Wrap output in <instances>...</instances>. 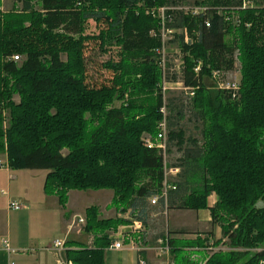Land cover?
Returning a JSON list of instances; mask_svg holds the SVG:
<instances>
[{
	"label": "trees",
	"instance_id": "trees-1",
	"mask_svg": "<svg viewBox=\"0 0 264 264\" xmlns=\"http://www.w3.org/2000/svg\"><path fill=\"white\" fill-rule=\"evenodd\" d=\"M252 2L244 9L243 0H196L204 13L174 12L168 24L186 29L190 39L186 45L181 34L176 42L184 54V85L196 90L189 108L201 123V140L186 138L178 126L185 107L176 97L166 98L167 154L175 145L182 156L172 165L180 169L172 183L176 190L169 191L167 201L161 197L158 206L207 210L222 234L215 240L170 232L172 264L264 262V0ZM178 4L16 0L4 12L0 0V154L6 153L8 168L47 171L44 192L63 208L70 192L111 191L113 205L146 226L150 200L161 196L165 182L163 151L146 146V139L155 140L161 132L165 104L162 25L151 12ZM91 20L106 24L97 37L85 35ZM91 41L103 52L118 49L119 60L104 64L113 74L109 85L89 83ZM237 57L239 90L210 86L211 70H234ZM200 62L198 76L194 69ZM213 195L217 202L209 207ZM85 217L92 246L72 251V262L106 264L113 234L129 221L101 219L98 207L88 208ZM188 234L195 238H177Z\"/></svg>",
	"mask_w": 264,
	"mask_h": 264
},
{
	"label": "crops",
	"instance_id": "crops-1",
	"mask_svg": "<svg viewBox=\"0 0 264 264\" xmlns=\"http://www.w3.org/2000/svg\"><path fill=\"white\" fill-rule=\"evenodd\" d=\"M3 154H0L2 157ZM0 157V167H5V164H2ZM6 167L8 166V159L6 156ZM0 168V172L7 174L11 184H18V190L14 191L11 189L10 192H7V195H2L7 199L8 202H18L21 203L23 209L19 211L7 210V224L4 231L5 238L0 239V264H68L72 262V251L79 250L84 245L92 246V235L87 234L83 229L81 232L70 231V227L74 217H85L86 210L90 207H98L100 210L101 219H111V218H123L129 221L128 225L121 226L117 233L112 236L113 242L114 238L118 234H125L124 237L127 239V244L123 251H114L111 252L118 253L119 264H135L134 258L135 255L144 259L146 264H164V260L167 257L166 254L162 253V250L166 247H169L168 241L171 239L170 232L175 231H188L191 233L202 232L204 226H212L216 240L221 238V230L218 226H213L211 219L209 217V211H192L195 213L196 223L192 225L193 227L186 226H171L169 222V216L172 212L179 210H167V208L159 207L158 205L153 206L151 204V215L149 218H158V216H165L166 218V227L167 231L158 235V230L155 225L146 224L145 232H137L133 230V224L137 220L132 216V212L128 211L126 213L118 212L117 209H111L113 206V192L111 191H88V192H79L73 191L69 194L68 204L66 208L61 207L59 204L58 198L56 196H48L44 192V179H38V177L28 173L30 170L18 171L11 174L9 168ZM21 172V173H19ZM20 186V187H19ZM2 192V191H1ZM6 192V191H5ZM2 194V193H1ZM107 196V198H105ZM91 197H97L98 204H91ZM212 200V201H211ZM89 201V202H87ZM217 202L216 195H213L209 198V207H213ZM97 203V202H94ZM151 203V200H150ZM21 213L20 219H26L32 221V226L30 228H25L22 231L18 232L16 235L13 233V216L15 213ZM14 214V215H13ZM207 224L202 218L207 217ZM53 221L56 222L55 229L53 228ZM1 223V222H0ZM164 223V224H165ZM60 227L61 230H60ZM51 230V232H47ZM52 230H56L58 233V238L67 239L71 235L75 234L80 237L78 240H68L65 241V247L63 251L56 252L50 250L52 247V241L48 242L47 237L52 233ZM205 231H208L206 229ZM76 232V233H75ZM71 233V234H69ZM88 235V242H83L84 236ZM204 237V236H203ZM177 238L183 239H194L195 235L188 234L185 236H179ZM213 238V237H212ZM214 239V238H213ZM135 240V242H141L146 247L147 251L143 253H137L131 251L128 248L129 241ZM7 242V244L5 243ZM35 242L36 246H33L32 243ZM112 242V244H113ZM48 247V249L46 248ZM46 248V249H45ZM162 249V250H161ZM225 250V248H221ZM170 255V253H169ZM163 257V258H162ZM196 259L200 257L195 256ZM74 264V263H73Z\"/></svg>",
	"mask_w": 264,
	"mask_h": 264
},
{
	"label": "rangeland",
	"instance_id": "rangeland-1",
	"mask_svg": "<svg viewBox=\"0 0 264 264\" xmlns=\"http://www.w3.org/2000/svg\"><path fill=\"white\" fill-rule=\"evenodd\" d=\"M196 0H179V11H183L186 12V9L184 8H200V6H197L195 4ZM14 3H16V0H2V4H3V11L4 12H8L11 11ZM17 9H21V5H16ZM183 9V10H182ZM182 13V12H181ZM161 15V12L159 13V16ZM106 29V24L104 23H97L94 20H91L88 22L87 24V28H86V32L85 35L87 36H99V34L101 33L102 30ZM179 37V36H177ZM176 37V39L178 40V38ZM180 39V38H179ZM181 45L179 44V42H176L175 44L172 45H168L166 47V52L168 57L170 58L171 61V66L181 63V56L183 57L184 54L182 52V49L180 48ZM86 57L89 59V70H88V74H89V83L91 85H96V86H102V85H109L110 81L113 78V74L112 72H110L108 69H106L104 67V64L107 63L110 60H114V61H118L119 57H118V49L116 47H113L111 49L108 50V52H103L100 47H99V43L97 41H91L87 44V49H86ZM236 57V56H235ZM178 61V62H176ZM241 65L240 62L238 61V57H237V64L235 65V69L234 70H223L224 72H228L225 73V75L221 76L220 78H212L211 82H208L210 84V86H214V87H226L228 85H237L241 83L242 80V75H241ZM175 79H177L176 76H170L171 81H174ZM177 81V80H176ZM222 89V88H221ZM176 97L178 100V105H180L179 107L182 109H184V118L182 119V121L179 122L178 126L185 131L186 133V138H192V139H197V140H201V123L196 120L193 117V114L190 113V103L192 102V100L195 98L194 97H189L188 94H186V92L181 91V90H174V91H168L166 93V98L168 97ZM16 102H19V98L16 97L15 98ZM184 103L183 106H181V103ZM182 109V110H183ZM174 117V116H173ZM174 122H178L177 119L174 117ZM9 127V122L7 119L4 120L3 123V132H6V129ZM167 133V132H166ZM167 138H168V133H167ZM6 153L2 155L1 160H2V164H5L4 168L6 171L7 167V161H6ZM182 153L178 150V147L175 145H172L170 147V152L168 155V164L170 166L175 165L176 163L179 162V159L181 158ZM173 167V166H172ZM3 168V167H0ZM3 168V169H4ZM18 171H13L11 172L12 175H14V173H16ZM21 173V172H19ZM28 173L38 177V179H44L46 178L47 175V171H43V170H35V171H28ZM9 178L7 177V174L0 172V239L5 238L6 236L4 235V231L6 229V224H7V216H6V211L10 210V203L8 202L7 204V199L6 197L2 196L1 191H6V192H10V190L12 189L13 192L18 190V184L12 183L11 184V188H10V182H9ZM45 185V184H44ZM20 187V186H19ZM110 192V191H109ZM112 193V192H111ZM105 198H107V196H105ZM91 204H98V200L97 197H91ZM212 201V200H211ZM89 202V201H87ZM97 202V203H94ZM18 203V202H15ZM21 204V203H18ZM263 203L261 202L259 205H262ZM111 209H117L116 206H111ZM118 212H121L120 210L117 209ZM16 216H13V233L16 235L18 232L22 231L25 228H30V226H32V221L30 220H26V219H20L21 213H15ZM195 213L192 211H175L172 212L169 216V222L171 226H175L176 224L179 226H186V227H193L192 225H194V223H196V218H195ZM210 217V215H209ZM75 218V217H74ZM83 219H85L86 221V217H81ZM203 221L205 222V225L208 223L207 217L202 218ZM75 219H73L72 223L74 222ZM148 224L151 225H155L156 229L158 230V235H160L161 233H165L167 231V227H166V218L165 216H158V218H149L147 219ZM71 223V224H72ZM165 223V224H164ZM56 226V222L53 221V228L55 229ZM85 225H81V226H77L74 228L73 231H77V232H81L83 231L82 228H84ZM219 227V226H218ZM62 227H60L61 230ZM220 228V227H219ZM69 229V227H68ZM206 229H208V231H205ZM202 232H199L201 234H205V235H212V237L216 240V236L214 234L213 228L212 226L208 227V226H204ZM221 230V229H220ZM47 231V230H46ZM48 233L51 232V230L47 231ZM76 233V232H75ZM71 234V233H69ZM166 234V233H165ZM222 235V234H221ZM58 233H56V230H52V233L47 237V241L51 242L54 244L56 241H60L65 243V241L68 240H78L80 237L76 236L75 234L71 235L69 238H67L66 240L63 239L64 236H62V238H58ZM114 236V234H113ZM88 235L84 236V238L82 239L83 242L87 243L88 242ZM127 242L126 237H124V243ZM52 244V245H53ZM130 244V241L128 243V245ZM140 244V243H139ZM33 246H36V243L33 242L32 243ZM127 245V246H128ZM48 249V247H46ZM45 248V249H46ZM217 251V250H216ZM259 250H254V252H257ZM163 258V257H162ZM165 260L163 261L164 264H172V257L170 255H167V257L165 256ZM105 260H106V264H119V259H118V253L117 252H111L109 250V248L106 250L105 252ZM134 262L135 264H139V260L138 257L135 255L134 258Z\"/></svg>",
	"mask_w": 264,
	"mask_h": 264
},
{
	"label": "built area",
	"instance_id": "built-area-1",
	"mask_svg": "<svg viewBox=\"0 0 264 264\" xmlns=\"http://www.w3.org/2000/svg\"><path fill=\"white\" fill-rule=\"evenodd\" d=\"M249 7H253V2L252 0H243V8H249ZM179 7H168V8H161L159 10H153L151 12V14L155 17H158L161 20V25H162V29L160 32V36L162 39V44H163V48L160 51L161 54V68H162V72H163V84H162V91L164 94V99H165V104L161 110V112L163 113L164 116V120L163 122L160 124V129L161 132L159 133L157 139L152 140V139H146V146L149 149L152 148H157L163 151V157H164V171H165V182H164V189L162 190L161 196H154L151 199V204L153 206H156L159 204L160 198H164L167 201L168 198V193L171 190H176V187L174 185H172V183L175 181V178L178 177V175L180 174V169L177 167H172L168 164V154H167V108H166V93L168 91H174V90H181L186 92V94L189 95V97H194L196 90L195 88H191V87H186L184 85V82L182 80L183 74H184V69H185V60L184 58L181 56V63L175 64V65H170L171 61L170 58L167 55L166 52V47L168 45H172L176 43V37L178 35L184 34V42L186 43V45L190 42V39L188 37V32L186 29L184 30H176L175 28H171L169 25H171V23L174 22V17H173V13L174 12H182L184 15L186 16H191V17H195L198 16L202 13L205 12V8L200 7V8H184L186 9V12L183 11H179L178 10ZM183 10V9H182ZM161 12V15L159 16V13ZM211 24L209 21H206V27L210 28ZM15 61H19V57H14ZM178 62V61H176ZM201 66L202 63L200 62L198 64V66L194 69V72L196 73V75H200L201 74ZM225 73L228 72H224L223 70H211V74H210V79L212 80V78H217V77H221L223 75H225ZM170 76H176L177 79H175L174 81L169 80ZM177 80V81H176ZM222 88V89H221ZM217 87V90H221V91H230V92H237L239 90V84L237 85H228L226 87ZM235 97V94L234 96ZM8 168V166H7ZM2 195H7V192L2 191L1 192ZM167 208V205L165 206ZM10 209L13 211H19L21 209H23V206L21 204L15 203V202H11L10 203ZM74 222L70 225V231H73L75 227L77 226H81V225H85L86 221L85 219L81 218V217H75L74 218ZM133 230L137 231V232H141L144 233L145 232V226L142 222L136 220L133 224ZM124 236L125 234H118V236H116V238H114V242L113 244L110 246L111 250L114 251H123L126 247L125 243H124ZM7 244V242H5ZM140 243V244H139ZM135 242V240H132L130 242V244L128 245L129 250L131 251H135L137 253H143L146 252L147 249L144 246L143 243L141 242ZM8 247V244H7ZM65 247V243L60 242V241H56L52 247L50 248V250H54L56 252H61L63 251ZM170 248L166 247L165 249H161L162 253L169 255L170 253ZM68 264H73L71 262H69ZM139 264H146V262L144 261V259L140 258L139 259ZM264 264V262L262 263Z\"/></svg>",
	"mask_w": 264,
	"mask_h": 264
}]
</instances>
